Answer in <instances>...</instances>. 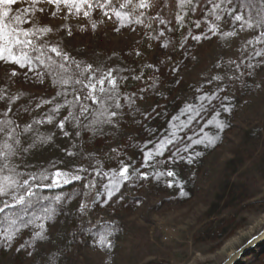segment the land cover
Masks as SVG:
<instances>
[{
  "label": "rangeland",
  "instance_id": "obj_1",
  "mask_svg": "<svg viewBox=\"0 0 264 264\" xmlns=\"http://www.w3.org/2000/svg\"><path fill=\"white\" fill-rule=\"evenodd\" d=\"M30 4L31 0H19L15 9L20 11ZM39 6L50 7L46 3ZM44 15L36 14L37 26L43 23L52 28L62 25L67 18L77 19L76 16L65 19L61 13L57 18L47 16L42 20ZM116 29L113 32L118 41L120 34H125L124 30ZM245 30L241 36L235 37L234 48H230L231 62L241 64L243 59V74L229 78L220 91L221 97H228L223 103L231 109L221 111L224 130L207 125L208 120L215 119L213 110L197 109L201 114L192 122L194 127L190 128V124L178 131L177 135L184 139L169 148L172 151L183 148L190 143L187 137L196 139L205 133L215 137V144L207 147L193 145L189 152H199L200 155L191 164L181 161L178 164H158L156 169H142L150 173L149 179L128 183L123 200H112L107 209L98 207L86 211L85 222L101 234L100 239L106 236L110 247L102 246L100 239L91 246L81 239L78 246L60 251L57 259L56 254L49 253L51 238L48 234H43L45 239H37V229L31 230L28 228L31 225L24 227L18 223L15 228L21 229L14 239L13 250L6 251L0 244V264H221L231 252L254 236L264 222V71L259 70L260 57H244L243 50L248 43ZM214 46L215 43L194 44L191 47L193 52H187L192 54H185L181 59L178 72L168 77L165 75L176 92L175 96L172 103L166 106L159 103L150 113L146 124L153 130L143 132L139 145L148 140L156 143L169 136L171 124L180 123L171 122L173 112L180 116L188 104L189 93L194 96V106L199 95L208 93L209 85L201 86L199 92L196 86L201 81L199 75L210 63L208 56ZM250 64L257 67L251 68ZM186 71H189L187 75L184 74ZM178 74L189 76L193 81L186 84ZM10 85L19 88L24 98L37 101V104L51 100V95L44 92L47 90L45 83L35 80L25 83L22 77L9 80L0 70V88ZM220 102H212L217 111H220ZM44 106L46 104L41 107ZM180 120L186 121L187 117L180 116ZM42 126L37 127L42 129ZM163 128L164 133L161 132ZM202 128L204 132L200 131ZM128 153L125 156L132 157L139 167L142 162L140 150ZM170 154L166 151L164 157L157 159L164 160ZM182 154L187 156L189 153ZM167 170L175 171L176 176L182 174L186 186L171 189L168 181L176 176L155 174ZM82 185L83 181L76 187L83 188ZM84 192L80 193L83 194L81 201L89 204L91 196H85ZM4 226L11 229L8 223ZM18 246L23 247L14 251ZM236 264H264V242Z\"/></svg>",
  "mask_w": 264,
  "mask_h": 264
},
{
  "label": "snow or ice",
  "instance_id": "obj_2",
  "mask_svg": "<svg viewBox=\"0 0 264 264\" xmlns=\"http://www.w3.org/2000/svg\"><path fill=\"white\" fill-rule=\"evenodd\" d=\"M19 0H0V70H3L5 76L11 80L12 78L22 77L23 82L31 83L33 80L44 83L48 78L53 86H59V91L51 100H43L36 105L40 108L44 104L56 103L46 113L43 118H33L30 122L25 123L24 117L20 115L21 111L28 114L29 109L23 106L13 105L21 99L23 93L9 94L8 88H0V223H8L11 230L5 229L0 233V239L9 242L16 238V234L20 231L15 228L17 221H21L24 227H28L32 221L24 222L21 213H27L30 207L43 200H47V196L40 193L46 189L62 188L74 181H87L82 186L86 191L85 196H91L93 202H98L101 196L104 202L112 200L121 188L128 183H136L137 181H146L149 179L150 173L142 171L145 168H154L157 164H178L181 161L191 164L195 158L200 155L199 152L191 153L189 149L193 145L204 144L213 146L215 137L208 136L205 133L199 138L193 139L187 137L190 143H187L182 149L177 147L172 151L169 146L175 145L178 140L183 137L177 135L178 131H182L188 127L201 112L189 103L181 110L180 116H186L187 120H180V116L172 117L174 121H180L179 125L171 124L172 131L169 136L158 139L156 143L148 140L142 146L137 144L136 147L142 153V162L139 167L130 156H123L120 149L113 148L111 152L114 154L115 167L103 169L102 167L89 168L77 166L69 168L73 164L77 153L69 151L66 147H62L56 142V133L45 135L39 131L37 126L44 124L52 125L55 122V128L58 129L60 138L68 143L73 135L66 129V125L79 129L75 131V137H80L81 132H91L93 136L97 133L103 135L105 126L117 128L123 116L124 107L131 106L135 103V94L122 95L121 88L128 79L119 75V70L109 67L100 69L94 67L93 64H84L71 56L68 51L60 46H54L45 42V37L53 31L50 26L35 23L37 13L57 18L63 13L64 18L71 16L89 18L99 11L104 18L115 20L120 28H129L132 31L136 27L152 26L146 24V20L151 18L154 22L162 25L156 39L165 36V32H172L171 27L173 21L162 18L160 12L151 15L157 8V0H31V4L24 9L17 11L15 5ZM46 3L49 8L40 7V4ZM160 6L171 8L179 7L181 10L188 6L190 11L195 12L200 8L203 22L195 21L193 27L196 29L203 28L199 34H192L189 31L185 41L191 39L197 43L202 40H210L212 36L221 35L223 37H231L237 35V32H220L219 25L212 22L225 21L234 28L239 26L241 30L258 29L256 35L264 37V0H196L193 6V0H171L169 4L167 0H159ZM176 28H182L185 24V16L176 13L174 16ZM25 25H27L25 27ZM91 28L95 29L96 24L92 23ZM67 35H72L70 26H65ZM258 42H260L258 40ZM162 49L169 47V42L159 44ZM184 47V45H180ZM140 56V52H136ZM256 57H260L259 70L264 71V53L257 51ZM165 61H159L164 64ZM219 67V65H217ZM147 67L154 72H159L160 68L155 64H149ZM256 68V65H249ZM178 66H173L172 72H178ZM136 81H141V76L133 77ZM220 76L212 77V80H220ZM209 80L208 83H211ZM152 88L156 87V81L153 80ZM141 92L146 89L141 88ZM199 92L200 90L197 89ZM223 91V89H219ZM143 99V96L139 97ZM166 99V97H165ZM197 99L200 101V109L206 111L207 105H212L213 100H220L217 111L213 107L215 119L208 120L207 125L223 131L224 123L220 120L221 111L229 112L230 106L223 103L228 97H220L217 93L209 95L207 92L199 95ZM123 101V103H122ZM65 110L63 118L56 120L61 114V110ZM195 113V115H192ZM148 119V114L144 116ZM206 125V127H207ZM152 132V129H146ZM204 132L202 128L200 130ZM149 144H153L150 148ZM55 148L63 153V156L51 158L46 162L40 163L34 160L47 151L49 148ZM166 151H170V155L164 160L157 159L164 157ZM182 153H189L187 156ZM129 162H125V161ZM63 165V167H58ZM99 165V161H97ZM83 174V175H82ZM157 176L167 175L175 177L173 170H167L166 173L157 172ZM91 176V179L88 177ZM171 181L168 187H172ZM95 190V191H93ZM64 197L57 195L54 200L59 204ZM89 208L87 203L80 202L77 212L80 215H86V209ZM43 211L47 214V219H52L57 214L53 207H44ZM63 211V210H62ZM41 219V217H36ZM41 231L35 233V238L45 239L43 231L45 225H38ZM111 235V232L108 233ZM102 246H111L107 241V237H101ZM23 247V246H22Z\"/></svg>",
  "mask_w": 264,
  "mask_h": 264
},
{
  "label": "trees",
  "instance_id": "obj_3",
  "mask_svg": "<svg viewBox=\"0 0 264 264\" xmlns=\"http://www.w3.org/2000/svg\"><path fill=\"white\" fill-rule=\"evenodd\" d=\"M167 2L170 4L171 0H167ZM195 4L196 0H193V6H195ZM157 5V8L151 15L160 12L162 18L173 21L171 25L173 31L165 32V36L159 40L146 38L156 37L159 30L163 27L154 22L151 18H148L146 24L151 25V28L136 27L135 31H132L129 28H120L119 30H124L125 36L120 34L121 38L117 41L115 40L113 32L115 27L118 28L117 22L115 20L104 18L99 11L87 19L82 16L77 19L67 18L62 25L52 27L53 31L44 38L46 43L64 48L71 56L84 64L91 63L94 67H99L100 69H107L109 67L118 69L120 76L128 78L121 88L122 95H131L134 93L136 98L133 105L130 107L126 105L124 107V114L120 118L121 122L119 126L117 128L105 126L103 129V135L97 133L93 136L91 132H81V136L77 138L74 133L79 129L66 125V129L72 132L73 135L70 141L65 143L67 138H60L59 131L55 128V122L52 125L44 124L42 129H39V131L45 135H51L52 132H55L57 143L62 147H66L69 151L77 153L75 158H67L74 159L73 164H70L69 167L75 168L77 166H83L89 168L90 171L92 170V167H102L106 170L116 166L114 154L111 152V149H120L122 157L128 155V152L135 153L136 150H138L136 145L140 143L139 141L143 137V132H145L146 129H152V126H147L146 124L147 120L144 118L145 114H148L149 117L150 113L154 111L159 103L163 106L172 103L176 92L168 81L169 78H167V75L171 73L174 74L172 72L173 66H180L181 59L185 54H192L187 52L189 50L193 52L191 47L194 44H200L203 42L211 44L215 43L213 51L208 56L210 63L199 75L201 81L197 84L196 89H199L203 85H209L207 90L208 94L211 95L212 93H217L218 96L221 97L222 92H220L219 89L224 88L227 80L231 77L236 78L243 74V69L241 68V64L244 63L243 59L241 64L230 61L232 57L230 48L231 46L233 47L235 37L241 36L242 32L238 25L234 28L231 24H226L223 20L214 21L213 18L212 22L219 25L220 32H231L235 30L237 35L231 37L216 35L212 36L210 40H202L200 43L191 39L185 41V37L188 36L189 31L195 35L199 34L202 30H206L203 28V23L201 29L193 27L192 22H203L204 20L200 8H197L195 12L190 11L188 6H185L183 10L179 7L173 9L171 7L160 6L159 0H157ZM176 13L185 16V24L182 28H176L173 19ZM92 23L96 24L95 29L91 28L90 25ZM65 26L71 27V36L67 35ZM257 31L258 29H246L244 31V34L248 39V43L243 50L245 58L252 55L255 56L257 51L264 52V40L263 37H258L256 35ZM258 40L260 42H258ZM165 41L169 42V47L167 49L160 48L159 44L164 43ZM180 45H184V47L182 48ZM184 48H186V50ZM136 52H140L141 55L137 56ZM161 60H164L165 63L159 64V61ZM149 64L157 65L160 68V71L157 73L149 69L147 67ZM217 65H219V67ZM187 72L189 71L184 72V74L186 73L187 75ZM135 76H141L142 80L136 81L133 79ZM178 76L185 79L184 83L186 84L193 81L189 76L183 77V74H178ZM214 76H220L221 79L212 80V77ZM153 80L156 81L155 88L151 87ZM209 80H212V82L208 83ZM44 83L47 89L44 92L50 94V98L52 99L56 95V92L60 90L59 86H53L48 78H45ZM7 88L9 94L21 93L19 88H15V86L10 85L7 86ZM141 88L146 89V91L141 92ZM141 96H143V99H139ZM37 103V101L29 100V98H24L22 96L21 99L13 105V108L15 109L17 106H23L29 109L28 114H25L23 111L20 113V115L24 117V122L27 123L33 118H43V116L50 111L56 101H53V104H46V106L40 108H36ZM189 103H194V96L191 93H189L188 104ZM205 106L207 110L204 112L213 110V104L207 105L205 102ZM195 107L196 109H200V101L195 104ZM174 113L175 112H173L172 117L177 116ZM64 114L65 110L62 109L61 114L56 117V120L58 121L63 118ZM172 121L174 120H171V122ZM193 127L194 126L192 125L190 128ZM164 131L165 128H163L161 132L164 133ZM184 132L186 134L187 129ZM60 156H63V153L57 151L54 147L49 148L47 151L43 152L42 155L38 156L34 160V163H43L51 158ZM97 161H99V165H97ZM156 167L157 166L155 165L154 168L156 169ZM89 179H91V176ZM185 181V177L183 178L182 174H179L171 181L174 185L171 189H178L180 188L179 186L185 187ZM81 182L82 181H74L62 188L43 190L40 194L42 196H47L48 199L30 207L26 214L21 213L24 222L32 221V223L29 224L31 226L28 227L31 230L37 229L35 232H39L41 229L38 225L41 223L45 225L43 234H48L51 238V241L48 242L49 253L56 254L57 259L59 258L58 254L60 251L63 252L69 247L78 246L81 239L85 240L90 246L91 244L98 242L100 239L101 234L95 228L88 226L85 222V215H80L76 211L83 195H80V193L86 191L84 188L76 187ZM86 182V180L83 181V184ZM126 194L127 185L123 186L120 192H118L112 200L116 202L123 200ZM57 195L64 197L59 204L54 200V197ZM112 200L105 203L104 197L101 196V199L98 202H93L91 197L88 204L89 208L86 209V211L98 207L107 209L110 203L113 202ZM44 207L55 208L57 214L53 215L52 219H47V214L43 211ZM36 217H41V219L38 220ZM18 223H21V221L18 220L14 227H16ZM6 224L0 223V233L6 229L4 226ZM15 243V240L9 242L0 239V244L6 249V251H12ZM19 249H22V247L18 246L14 251L17 252Z\"/></svg>",
  "mask_w": 264,
  "mask_h": 264
},
{
  "label": "water",
  "instance_id": "obj_4",
  "mask_svg": "<svg viewBox=\"0 0 264 264\" xmlns=\"http://www.w3.org/2000/svg\"><path fill=\"white\" fill-rule=\"evenodd\" d=\"M264 242V222L257 233L248 239L239 248L231 252L221 264H236L241 258L247 256L252 250Z\"/></svg>",
  "mask_w": 264,
  "mask_h": 264
}]
</instances>
